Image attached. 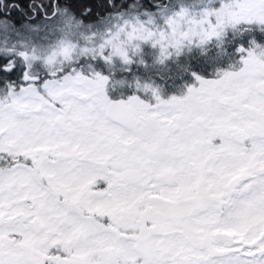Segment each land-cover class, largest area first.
I'll return each instance as SVG.
<instances>
[{"label":"snow or ice","instance_id":"6c2138e0","mask_svg":"<svg viewBox=\"0 0 264 264\" xmlns=\"http://www.w3.org/2000/svg\"><path fill=\"white\" fill-rule=\"evenodd\" d=\"M79 2L0 0V36L38 15L92 27ZM107 3L116 10L102 18L120 24L99 47L106 61L129 62L133 40L163 59L264 24V0H221L198 17L156 0L162 27L136 0ZM239 50L234 70L167 100L153 89L147 103L106 95L109 77L81 63L95 49L41 62L0 47V264H264V47Z\"/></svg>","mask_w":264,"mask_h":264},{"label":"rangeland","instance_id":"374dc122","mask_svg":"<svg viewBox=\"0 0 264 264\" xmlns=\"http://www.w3.org/2000/svg\"><path fill=\"white\" fill-rule=\"evenodd\" d=\"M168 0H160L162 4H166ZM81 2V0H80ZM154 2V1H153ZM215 2V3H213ZM197 3H200L197 7H191L188 8L191 14L195 16H199L205 8H218L221 4V0H203L197 1ZM155 5H157L156 1L154 2ZM181 7L185 6H180ZM187 8V7H185ZM178 9V10H179ZM174 9H169L165 11L166 15H171L172 13L178 11ZM157 19H155V25L156 26H164V18L163 16L159 15ZM142 18H144L142 16ZM114 19L113 25H111V28L108 32H100V33H88L85 34L83 32H79L80 34L77 36L73 35L72 37H61L59 38L55 44L50 45V47L47 49V52H44V50H41L40 55H37V53L31 52V53H25L22 55H27L29 57L35 56L38 61L46 62L47 58L51 56L53 53L59 54L63 47L67 45H74V51L76 53H79L82 49L88 48V49H95L96 54L95 55H89L88 57H82L81 63H85V61L93 67L95 71H99L101 74L107 75L108 77L111 75V78L115 80V83L117 85H123L122 81H129L132 79H135L134 77L130 76L131 74V68L138 70H143L141 67L144 66L143 60L140 59V57L145 56L148 58V61L146 63L145 67L152 68L153 66H157L160 64L165 63L164 65L167 67L168 65L172 66L173 64H176L177 61H180L182 59L183 54H187V58L185 60L186 65L192 64L194 62L198 63L197 67H200L203 69V67L200 65L198 60H195L193 56L196 55H204V56H213L211 53H206L205 50H210L212 52L213 50V44H222L226 41H229L231 37L232 38V44L233 49L231 50V56L233 58L232 60V69H226V70H234L238 66L242 64L241 57L243 55H246V52H242L239 49L243 48L245 50L249 49L253 46V41L257 45H260L264 47V24L259 23L257 21H241L235 26H227L223 32V34L219 38H212L211 40L207 41L204 44H199L197 42H193L191 44H185V46L179 51H175L174 49H168L171 51V54L167 57L161 59V50L158 45H153L151 41H137L133 40L130 43L125 44L126 51L130 57L129 62H124L118 55H113L111 60H105L102 56L99 55V47L102 43H104L107 39H109V33L114 32L117 30V26L120 24V21L116 18ZM113 26V27H112ZM244 34V43H240L242 38H240V34ZM139 44V49L135 47L136 44ZM193 47V52L195 54H192L190 48ZM33 50V49H30ZM111 51V45H106V51L105 55H107ZM206 53V54H204ZM188 54H192V57ZM219 54V53H218ZM145 58V59H146ZM213 60V58L211 57ZM192 61V62H191ZM103 69V70H102ZM147 70V69H146ZM222 71H216L217 73L213 76V78H217L220 74H222ZM118 72V73H117ZM192 71H187V74H190ZM139 76V73L134 74ZM192 78H195L194 75H191ZM109 77V79H111ZM149 78V77H147ZM150 79V78H149ZM152 79V77H151ZM154 80V79H152ZM109 83V81H108ZM107 85V84H106ZM106 89V88H105Z\"/></svg>","mask_w":264,"mask_h":264},{"label":"trees","instance_id":"16d2710c","mask_svg":"<svg viewBox=\"0 0 264 264\" xmlns=\"http://www.w3.org/2000/svg\"><path fill=\"white\" fill-rule=\"evenodd\" d=\"M153 1L155 2L156 0H136V11L142 14L145 12L153 13L155 19H157V17H159L157 5H155ZM197 1L198 0H168L165 5L167 10H178L180 6H185L187 8L197 7L200 4L197 3ZM199 1H201V3L203 2V0ZM41 2H46V0H37V3ZM124 7H127V3L124 4ZM85 8L90 9V11L84 16V19L86 21H94L92 22V27H89L87 23L77 27L78 21L71 19L70 12L56 15L50 20H43L38 15L36 21L31 22L27 27L19 29L18 32H11L0 36V47L14 50L18 54L34 52L37 53V55H40L41 50L47 52L50 45L55 44V42L61 37H72L73 35L78 36L80 34L79 32L88 34L108 32L110 30L111 25L114 23V19H105L102 17L115 11L116 9L110 7L107 0H81V2L75 6V10L78 15ZM37 12H39V9H37ZM99 18L102 19L100 21H96ZM5 40L7 41L6 44L4 43ZM227 46V48L231 49L230 45L227 44ZM192 54L188 55L192 57ZM223 54H227L225 50H223L222 54H219L222 55L221 57H216L217 54L214 56H198L195 54L193 58L198 60L201 66L205 64L202 67H207V71L210 73L212 70L220 67L225 62L226 57L224 56V59ZM183 55L182 59L172 66L168 65L166 67L164 65L165 63H163L153 66L152 68L150 67V69L148 68V77L150 79L152 77V79H154L153 81L160 85L161 79H176L179 76L180 79L187 78V71L203 74L202 68L197 67V62L186 65L185 60L187 58V54ZM227 58L228 59L226 61L231 62L229 56Z\"/></svg>","mask_w":264,"mask_h":264},{"label":"flooded vegetation","instance_id":"af4514ba","mask_svg":"<svg viewBox=\"0 0 264 264\" xmlns=\"http://www.w3.org/2000/svg\"><path fill=\"white\" fill-rule=\"evenodd\" d=\"M240 38H242L240 43H244L246 39H244V34L241 33ZM232 38H230L229 41H226L225 43L222 44H213V50L210 52V50H205L206 53H211L213 56L216 55V57H221L222 55H219L220 53H223V50L227 53L226 55L223 54V57L225 59V62L215 70H212L210 73H208V68L204 67L202 69L203 74L195 73V72H190V74H187V78H181L180 76L176 79H161L160 80V85L156 84L153 80L147 78V70L148 67L146 66V63L148 61V58L145 56L140 57V59L143 60L144 66L141 67L143 70H138L131 68V74L130 76L134 77L135 79L129 81H122L123 85H117L115 83V80L111 78V75L109 76L111 79H109V83L106 85V95L113 100V101H119V100H126L128 97L132 95H137L140 99L144 100L147 103H155V97L152 94V90L155 89L161 99L167 100L171 98L172 96H182L187 93V90L191 86H197L199 81L196 79V76H200L201 78L204 79H212L213 76L217 73L216 71H222L226 69H232V56H231V49H233V44H232ZM228 45L231 46L230 48H227ZM193 47L190 48L191 52H193ZM230 52V53H229ZM194 53V52H193ZM204 53V54H206ZM219 53V54H218ZM195 54V53H194ZM229 56L231 62H227L226 60L228 59L227 57ZM146 58V59H145ZM146 62V63H145ZM178 62V61H177ZM205 65V64H203ZM202 65V66H203ZM93 68V67H92ZM103 70V69H102ZM118 73V72H117ZM139 73V76L137 77V74ZM195 74V75H194ZM191 75H194L195 78H192Z\"/></svg>","mask_w":264,"mask_h":264}]
</instances>
